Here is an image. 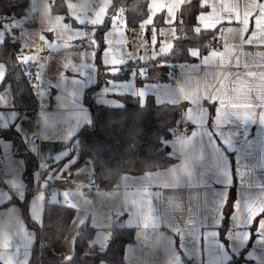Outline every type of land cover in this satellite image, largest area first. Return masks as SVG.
<instances>
[{"label":"crops","instance_id":"obj_1","mask_svg":"<svg viewBox=\"0 0 264 264\" xmlns=\"http://www.w3.org/2000/svg\"><path fill=\"white\" fill-rule=\"evenodd\" d=\"M40 1L32 5L39 8ZM184 1L177 0L180 5ZM202 2L207 9L199 15L200 26H220L221 45L205 53L191 47L193 60L160 65L169 75L164 81L139 84L138 77L146 73L140 67L132 72V85L115 84V93L131 91L142 103L149 94L158 103L188 102L183 122L195 125L192 135L167 139L174 158L169 165L125 172L114 187L122 224L134 227L125 244L127 264H226L247 244L255 223L257 237L243 264H264V0ZM53 44L57 47L58 41ZM48 60L45 69H52L39 80L37 112L14 108L9 84L0 89V128L14 123L38 162L43 154L53 157L60 145L62 152L69 148V158L75 155L71 141L88 123L91 110L85 96L96 83L83 67L57 68ZM5 71L0 61V82ZM24 167L12 140L0 134V264L30 263L36 239L31 222L42 223L46 198L52 190L60 195L64 184L49 183L47 192L31 191ZM40 171L46 177L48 171ZM65 179L75 186L71 177ZM232 185L235 198L226 243L219 228Z\"/></svg>","mask_w":264,"mask_h":264},{"label":"trees","instance_id":"obj_2","mask_svg":"<svg viewBox=\"0 0 264 264\" xmlns=\"http://www.w3.org/2000/svg\"><path fill=\"white\" fill-rule=\"evenodd\" d=\"M31 0H0V26L13 17V10L23 4L27 7ZM150 0H113L108 9V17L102 24L96 25L98 37L99 57L105 43L103 34L108 27L111 14L121 11L124 14L127 29L138 26L149 16ZM53 13L66 14L67 0H52ZM207 9L202 0H186L177 9V18L173 21L176 34L173 46L167 52L146 60H129L120 65L114 72L99 69V80L87 89L85 102L91 110L92 120L72 139V154L81 160L91 159L94 167V177L103 187L113 188L120 184L123 173H143L147 170H156L169 165L174 158L169 155L167 139L173 136L175 126L184 125L183 115L188 102L158 103L152 94H149L144 103L138 94L130 92L113 93L122 102V105L112 106L95 101L91 97L93 88L104 78L111 77L119 80L127 79L132 72L145 67L146 73L138 77L141 84L145 80L164 81L168 73L160 67L162 64H178L188 62L195 57L190 53L191 47H198L201 53L211 47L209 42L219 34V27L204 28L200 26L199 15ZM68 16V15H67ZM70 20V17H66ZM78 25L73 18L70 20ZM108 23V24H107ZM166 24L164 10L157 12L152 22L148 24V31L157 30L158 38L162 27ZM0 44V61L6 65V71L0 89L9 84L12 93V105L28 114L37 112L39 108L38 91L34 82L38 83V64L36 62L20 63L18 52L15 51L14 40L10 31ZM0 134L12 140L14 151L24 158V176L27 186L34 183L38 167L37 154L28 149L14 123L0 128ZM235 186H231V193L224 206V219L220 225V237L228 243V218L235 198ZM76 214V207L71 204L52 201L46 198L42 223L31 222L36 230V239L33 243L30 263L40 264H127L125 259V244L127 237H133L134 227L121 224L119 220L108 227L110 238L105 247H100L93 241L96 228L86 220L80 225L74 237L73 253L65 257L55 248L65 237L69 226ZM256 223L251 226L252 234L247 244L238 252L233 253L226 264H243L247 261V250L254 244L257 237ZM41 241L48 243L38 245ZM29 263V264H30Z\"/></svg>","mask_w":264,"mask_h":264},{"label":"rangeland","instance_id":"obj_3","mask_svg":"<svg viewBox=\"0 0 264 264\" xmlns=\"http://www.w3.org/2000/svg\"><path fill=\"white\" fill-rule=\"evenodd\" d=\"M32 2L33 0L30 1L31 5ZM112 2L113 0H67L68 10L66 14H63L53 13L50 0H42L39 2L38 9L40 35L32 24L24 26L26 19L34 16L32 12H27L20 18L12 17L0 26V41L5 38L6 31H10L14 42H19L24 46L23 49L18 50L19 58L24 61H37L40 82L41 79L43 81L44 71L46 76L52 69V65L46 66L45 69L46 58L51 63H56L57 68L67 66L76 71L83 67L86 76L95 77V82H98L100 68L104 72H114L120 68L122 63L129 60H146L172 48L176 34L173 21L177 18L176 13L180 4L177 0H150L149 16L131 30L126 28L123 12L117 11L111 14L109 24L107 23L108 27L103 34L105 45L98 60L99 45L95 26L106 21ZM162 10H164L166 24L162 27L161 36L158 38L155 28L148 31V24L152 22L156 12ZM67 15L70 20L73 18L79 24L75 25L70 20H66ZM49 32L54 37L51 41L46 38ZM147 32L150 37L146 35ZM40 39L44 40L47 47L53 50L39 51L38 41ZM56 40L58 48L53 44ZM132 76L133 74L123 80L107 76L93 88L92 98L107 105H122V102L111 92L115 93V84L132 85ZM38 85L39 82L37 84L34 82L36 90ZM41 92L42 90L40 97ZM88 118L89 123L92 120L90 111ZM55 148L57 153L53 157L43 154L39 158V170L42 168L43 171H48L46 177L42 178L40 186L46 188L49 183L54 185L64 183L62 190L60 189V195L52 190L50 200L71 204L77 209L65 237L55 250L65 257H70L73 253L76 232L80 224L86 220H89L96 228L93 241L104 247L108 239L106 225L109 226L117 220H120L121 224L124 222L121 217L122 207L115 201V188L100 186L101 180L97 181L94 177L91 159L81 160L76 154L69 158V148H65L63 152L62 145ZM67 176L75 182L74 187L65 179ZM112 213L115 215L112 216ZM102 264L109 263L103 262Z\"/></svg>","mask_w":264,"mask_h":264},{"label":"built area","instance_id":"obj_4","mask_svg":"<svg viewBox=\"0 0 264 264\" xmlns=\"http://www.w3.org/2000/svg\"><path fill=\"white\" fill-rule=\"evenodd\" d=\"M38 7H34L31 4H29L27 7H24V14L27 12H32L33 13V17H29L28 19H26V24H32L33 27H35L37 29L38 34L40 35L41 32V26H40V22H39V12H38ZM26 26V25H25ZM223 42V38L221 36H217L215 38H213L210 42H209V46L211 48L213 47H217L219 45H221ZM38 47H39V51H49L50 49L46 47V42L42 39H40L38 41ZM45 47V48H44ZM44 48V49H42ZM39 79V78H38ZM39 82V80H38ZM40 93V91L38 90V94ZM195 131V125L189 124V123H185L182 126H175L172 130L173 135H183V136H190L194 133ZM42 177H41V171L38 168L37 171V180L35 183H33V185H31L29 187V190L31 191H38V190H43L44 192H47L46 188H42L40 186V181H41ZM48 243L45 241H41L38 245L39 251L41 249L42 246H47Z\"/></svg>","mask_w":264,"mask_h":264},{"label":"water","instance_id":"obj_5","mask_svg":"<svg viewBox=\"0 0 264 264\" xmlns=\"http://www.w3.org/2000/svg\"><path fill=\"white\" fill-rule=\"evenodd\" d=\"M12 15H13L14 17H17V18L22 17V16L24 15V5L21 4V5H19L18 7H16V8L13 10ZM18 44H19V42H14V44H13V47H14L15 51H18V50H19L18 46H16V45H18ZM100 182H101V184L104 183L103 180H101ZM127 240H131V236L127 237Z\"/></svg>","mask_w":264,"mask_h":264},{"label":"snow or ice","instance_id":"obj_6","mask_svg":"<svg viewBox=\"0 0 264 264\" xmlns=\"http://www.w3.org/2000/svg\"><path fill=\"white\" fill-rule=\"evenodd\" d=\"M146 35H148L149 37H150V35H149V32H147L146 33ZM48 40H53L54 39V37H53V34L52 33H49L48 35H47V37H46ZM2 43H4V41H0V44H2ZM16 46H18V48H22L23 49V45H16ZM20 55H18V57H19ZM20 63H25V64H29V63H33L32 61H24V60H20L19 61ZM262 213H264V212H262Z\"/></svg>","mask_w":264,"mask_h":264}]
</instances>
